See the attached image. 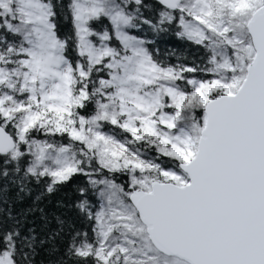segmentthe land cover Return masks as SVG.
I'll return each mask as SVG.
<instances>
[{
    "label": "snow or ice",
    "instance_id": "1",
    "mask_svg": "<svg viewBox=\"0 0 264 264\" xmlns=\"http://www.w3.org/2000/svg\"><path fill=\"white\" fill-rule=\"evenodd\" d=\"M74 176L91 236L61 216L25 233L9 212L0 264L55 255L65 231L52 264H264V0H0V181L19 198Z\"/></svg>",
    "mask_w": 264,
    "mask_h": 264
},
{
    "label": "trees",
    "instance_id": "2",
    "mask_svg": "<svg viewBox=\"0 0 264 264\" xmlns=\"http://www.w3.org/2000/svg\"><path fill=\"white\" fill-rule=\"evenodd\" d=\"M54 2L67 5L68 0H54ZM58 11L60 14L57 17V21L60 34L71 35L73 31L72 22L66 15V8H59ZM141 35H144L147 39L155 40V47L160 49L161 55L173 63H177L178 61L175 57L167 55L169 51L174 50L177 54H182V57L186 58L184 60L186 63L195 61L199 64L201 63V58L205 55L202 48L189 41L178 38L172 32L157 36L145 27ZM71 55L74 56L75 54L72 53ZM85 183V177L74 176L68 184L60 186L58 191L51 194L46 192V184H33L31 185L32 190L30 193H20L18 198V189L16 187L10 183L5 184L3 181H0V188H6L4 200L0 201V220L4 221L5 227H10L12 221L8 218V213L11 212L12 216L22 221L25 233L29 229L34 228L40 237H46L50 232L59 227L53 217L61 216L62 219L73 224L76 229L88 231L91 236V224L84 220L74 207V204L79 199L76 189ZM37 196L41 197L38 201L36 200ZM34 207L44 210V214L48 218L47 224L41 218L42 214L39 210L33 212L28 211ZM69 239L70 237L67 231L61 233L56 238L55 244L59 251L55 255L49 252L50 244L38 247L37 253L33 258V264H52L59 256L63 255Z\"/></svg>",
    "mask_w": 264,
    "mask_h": 264
}]
</instances>
